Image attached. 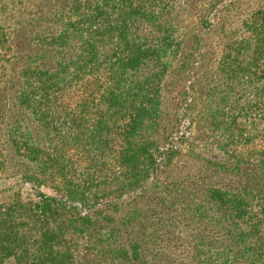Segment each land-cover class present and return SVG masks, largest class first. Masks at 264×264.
Masks as SVG:
<instances>
[{
	"label": "trees",
	"instance_id": "16d2710c",
	"mask_svg": "<svg viewBox=\"0 0 264 264\" xmlns=\"http://www.w3.org/2000/svg\"><path fill=\"white\" fill-rule=\"evenodd\" d=\"M61 1L41 0L15 34L0 22V81L15 86L10 99L0 91V136L17 174L54 191L0 200V264H186L171 258V238L189 229L187 264H264V148L254 147L264 141V7L215 59L202 107L222 157L196 154L189 190L159 177L144 186L176 122L166 81L190 65L184 41L197 40L176 2Z\"/></svg>",
	"mask_w": 264,
	"mask_h": 264
},
{
	"label": "rangeland",
	"instance_id": "374dc122",
	"mask_svg": "<svg viewBox=\"0 0 264 264\" xmlns=\"http://www.w3.org/2000/svg\"><path fill=\"white\" fill-rule=\"evenodd\" d=\"M0 1L7 5V7L0 10V22L5 23L8 31H13L14 34L16 28L20 26L15 20L17 21L20 18L24 21L29 16H37L36 13L40 10L36 9V7L41 8L39 4L41 0ZM59 1L62 2L61 0ZM45 2L46 0H44ZM174 2L179 7L178 18L184 20L183 24L180 25L187 29L192 27V35L196 34L197 40L195 42H191L190 39L184 41V53L189 56L190 65L183 72L178 74L173 72L166 81L164 105L168 113V119L176 122L174 126L169 125V131L171 132V136L168 139L169 143L164 144L162 142L160 144L158 169L146 181L144 186L146 188L151 186L154 180L159 177L157 179L165 181V183H169L170 180H179L182 185L187 184V188L192 190V177L194 180H199L200 177L196 154L208 159H219L222 157V152L218 148V134L215 130L209 128L202 107L206 90L211 84L210 81H212L213 75L215 76L216 74L215 59L218 57L225 40H229L232 37L231 34L236 33L241 19L251 9L259 6L264 7V0H221L216 4H212L215 3L214 0H174ZM35 3H38L39 6H35ZM201 12L207 14L208 22L210 23L208 26H201L199 20ZM4 87L6 90H4ZM14 87L13 81L10 83L0 81V91L7 92L5 100L7 98L10 99ZM5 106L7 107L8 103ZM1 117L0 119H2ZM2 138L1 135L0 200L5 199L6 195L14 192L20 193L23 200L36 199L39 192L54 194L51 189L38 187L32 182L22 179L17 174L15 154L11 152L9 146L3 143ZM254 142H256L254 147L264 148V141L256 139ZM170 145L174 149L173 151L169 150L171 149ZM166 157L171 158L170 162L167 161ZM160 187L162 189V186ZM139 191L136 190L124 195L117 202L119 204L130 203L131 200L138 197ZM139 200H143V198ZM107 202L112 203L113 199H109ZM103 204L102 202L98 206L100 207ZM184 225L185 222H182L180 226L184 227ZM191 232L192 230L189 229L182 232L178 239L171 238V258L177 257L176 253L182 258L179 257L177 262H181L183 259L182 263L191 262L192 253L188 257L189 261L185 257L186 253H182L185 248L192 244ZM176 233L177 231L174 234L176 235ZM189 234L191 235L188 237L187 235ZM190 249L192 251V248ZM95 258L92 255L90 260H95ZM5 264H13V262L8 261Z\"/></svg>",
	"mask_w": 264,
	"mask_h": 264
}]
</instances>
